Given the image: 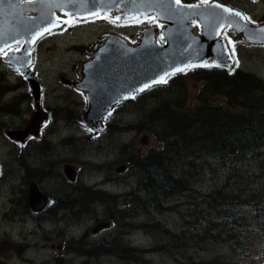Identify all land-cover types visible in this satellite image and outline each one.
Listing matches in <instances>:
<instances>
[{
  "label": "trees",
  "instance_id": "16d2710c",
  "mask_svg": "<svg viewBox=\"0 0 264 264\" xmlns=\"http://www.w3.org/2000/svg\"><path fill=\"white\" fill-rule=\"evenodd\" d=\"M234 69L231 74L224 67L190 69L171 76L167 84L154 85L137 95L134 99L137 107L147 96L162 101L148 113V121L135 125L137 128L112 127L114 131L127 127L147 131L153 138L154 143L144 151L132 148L127 151L126 171L130 169L133 173L137 187L123 193L121 200L120 195L92 189L81 181L59 197L55 206L76 209L78 219L88 214L98 220H111L119 227V233L101 242L91 241L86 233L72 235L64 241L66 252L85 258L117 255L145 264L150 262L146 257L157 252L168 255L177 264H209L187 254L189 246L200 243H222L236 260L250 258L255 243H261L264 253V80L243 68ZM188 80L195 84L194 92H189ZM7 91L15 94L0 109L17 112L19 102L28 96L21 75L15 76L11 83L0 71V94ZM189 95L192 105H186ZM215 95H222L224 101L213 100ZM49 112L53 115L50 109ZM48 143L45 140L44 146ZM185 167L188 173L183 172ZM204 171L218 177L217 182L205 189L196 185L197 177ZM249 172L252 183L246 185L244 180ZM30 173L36 177L39 170L32 168ZM191 197L202 201L203 206L190 205L184 209L178 203ZM168 200L174 205H167ZM101 205L104 216L99 217L97 207ZM169 210L181 222L180 230L171 229L151 216L152 211ZM136 216H142L143 220L134 221ZM136 228L161 234V239L151 246H131L123 236ZM118 237L122 240L115 241ZM11 246L2 241L0 252L4 254ZM64 263V254L60 253L55 264Z\"/></svg>",
  "mask_w": 264,
  "mask_h": 264
},
{
  "label": "rangeland",
  "instance_id": "374dc122",
  "mask_svg": "<svg viewBox=\"0 0 264 264\" xmlns=\"http://www.w3.org/2000/svg\"><path fill=\"white\" fill-rule=\"evenodd\" d=\"M217 1L236 10L247 9L251 19H254L256 23L264 22V0ZM70 24V27L66 24L63 28L52 31V34H47L33 47V69L39 75L43 90V107L50 117L48 125L42 131L43 135L41 133L28 140L20 149L4 134L6 128H19L24 124L25 117L32 107L29 94L26 99L19 102L17 112L0 109V243L6 240L13 245L4 254L0 252L2 259L0 264H55L56 256L60 253L64 254V264H145L142 261L135 262L123 257L122 259L117 255L85 258L66 252L63 248L64 241H68L72 235L79 236L86 233L91 241L101 242L115 237L119 227L111 225L93 232V226L105 219L98 220L95 216L88 214H82L78 219L75 216L76 209L73 211L59 209L55 213H44L40 217L41 224H38L33 217L34 214L27 207L30 181L36 182L42 193L56 196L57 199L71 189L70 181L63 174V165L66 163L71 164L77 173L76 180L70 183L77 184L84 181L92 187L95 183L98 184L104 180L102 188L109 193L120 195V199L124 200L122 194L136 188L138 183L132 176L133 173L129 172L130 169L118 171L117 168L122 164L127 168L128 150L132 148L144 151L154 143L147 131H137L131 127L137 128L135 125L140 121H148L150 118L148 113L155 110V106H159L162 101L156 102L154 98L147 96L143 104L138 107L131 103L120 104L107 119L105 127L94 133L78 121V117L82 115L86 106L82 91L60 80L63 77L69 81L78 78L76 68L79 66V61L88 57L84 48L99 40L103 32L116 33L135 42L138 30L145 23L116 24L107 19L93 18L79 22L73 20ZM227 36L235 42V56L239 60V67L264 80V43H246L231 30ZM0 71L4 73L6 80L13 82L15 76L20 75L2 59L1 55ZM186 84L189 92H194L195 84L190 80ZM25 89L27 91V86ZM172 90L163 92L165 93L163 95ZM173 93L176 94V91L173 90ZM14 94L9 91L1 93L0 107L9 102ZM166 98L169 99V97ZM213 100L223 102L224 98L222 95H215ZM164 103H167L166 99ZM192 104L193 100L189 95L186 105ZM49 109L53 113L52 116ZM126 125L132 126L127 127L125 131L116 132L112 128L113 126L121 128ZM96 134H99L97 140L92 139L91 135ZM45 140L49 142L47 147L44 146ZM32 168L39 170L36 177L30 173ZM188 170L185 167L183 172L188 173ZM251 176L249 172L244 180L246 185L252 183ZM106 180L109 182H105ZM217 181V176L204 171L197 177L196 185L205 189ZM139 195L142 197L143 194ZM174 203L168 200L166 204L173 206ZM178 203L184 209L190 205L203 206L202 201L193 197L181 199ZM97 208L100 210L99 217L104 216L103 206ZM151 216L171 229L180 230L181 228V222L171 210L162 213L152 211ZM141 220H143L142 216L134 218V221ZM122 225L123 223H120V226ZM160 235L137 229L124 240L131 246L145 247L160 240ZM118 240L122 238L118 237L115 241ZM260 244H254L255 250L252 256L245 260H236L222 243H200L195 247L191 245L187 254L194 257L196 261L209 264H264L263 247ZM18 245L24 248L19 247L18 250ZM146 258L150 260L149 264H177L168 255L158 252ZM225 260L231 261L221 263Z\"/></svg>",
  "mask_w": 264,
  "mask_h": 264
},
{
  "label": "water",
  "instance_id": "95a60500",
  "mask_svg": "<svg viewBox=\"0 0 264 264\" xmlns=\"http://www.w3.org/2000/svg\"><path fill=\"white\" fill-rule=\"evenodd\" d=\"M51 2L61 6L49 7L47 3L29 4L26 0L20 5H16L15 0H12L11 6L7 2L0 5V49L6 42L12 48L17 46L20 48V51L10 52L7 56L0 53L3 60L22 73L32 106L21 127H8L4 130L5 136L15 142L20 149L29 138L38 135L49 122L48 112L43 107L42 84L39 75L31 67L32 48L36 42L34 44L25 42L38 27L46 26L48 20L54 18L52 13L59 16L60 21L59 26L52 28L51 31L69 24L70 18L94 17L90 16V13L97 10L100 11V15L106 13L111 17L122 16L125 12L130 16L142 12L144 15L139 17L155 16L163 26L139 29L135 42H129L116 33L103 32L99 40L84 48L88 57L79 61V66L76 68L78 78L72 81L64 77L60 79L64 84H70L82 91L86 106L78 121L95 133L105 127L106 119L115 106L131 99V95L140 93H133L134 89L158 79L166 71H173L185 63L202 64L204 60L209 62L215 60L228 71L233 68L234 59L230 58L231 54L224 37L216 35L215 30L208 26L212 22V13L226 17L221 22L227 23L230 20L236 28L246 24L244 31L230 28L240 40L264 42V34L257 31L260 27H264V22L251 24L240 20L239 17H227L222 8L213 7L215 4H221L217 1L208 2L207 5L201 4V7L195 10L184 8L182 12L173 11L171 19L167 18L165 5L175 10L174 0L171 2L170 0H135V3L133 0H73L72 3H68L67 0H51ZM194 4L196 3L181 2V5ZM193 11L199 14L188 15V18L184 19L185 14ZM42 13L48 19L42 20ZM201 15L206 18L207 24L201 19ZM222 30L220 29V32ZM157 32L164 35L163 42L158 40ZM13 38L20 39L22 43L20 45L13 43ZM220 45H223V50ZM26 51L28 55H25ZM197 51L200 57L196 55ZM125 97L129 98L125 99ZM117 169L123 171L124 166L121 165ZM63 173L68 180L75 181L77 173L71 164H64ZM27 202L28 208L33 213H38L52 205L54 199L42 193L35 182H31L28 186ZM108 224V221H101L92 231L107 227Z\"/></svg>",
  "mask_w": 264,
  "mask_h": 264
},
{
  "label": "snow or ice",
  "instance_id": "6c2138e0",
  "mask_svg": "<svg viewBox=\"0 0 264 264\" xmlns=\"http://www.w3.org/2000/svg\"><path fill=\"white\" fill-rule=\"evenodd\" d=\"M8 3L9 6L12 5V0H0V5H3L5 3ZM24 0H15V4L16 5H20L21 3H23ZM27 3L29 4H32V3H38V4H45L47 3L49 7H60L61 5L60 4H54L51 2V0H26ZM68 3H72L73 0H67ZM171 2V0H170ZM133 3H135V0H133ZM174 3L176 5V8L175 10H173L171 7H169L168 5H165V11L168 13V17L169 19H171L172 15H173V11L175 12H182L184 8H189V9H197V8H200L201 5L199 4H194V5H181V0H174ZM201 3L203 5H207L208 4V0H201ZM151 6V5H149ZM213 7L215 8H222L223 9V13L227 14V17H239L240 20L242 21H246V22H250V23H255L254 21H251V18L247 15H244L242 12L240 11H234L232 8H228V7H224L223 5L221 4H215ZM199 13H196V12H191V13H187L184 15V19H187L188 18V15H197ZM52 19L48 20V23L46 26L44 27H38L36 29V31L34 33L31 34V38L29 40H27L25 43L27 44H34L36 42V40L38 38H41L43 37L45 34H52V31L51 29L52 28H55V27H58V22L60 21V17L59 16H55L54 13L51 14ZM67 15V13H66ZM140 15H144V13L142 12H136L134 15H129L128 12H125L122 16H116V17H111L109 15H107L105 13V15L103 16L104 19H108L109 22L111 23H117L118 21H121V20H125V21H134L135 23H143L144 21L143 20H140L138 17ZM73 16L75 17V14H73ZM90 16H94V17H99L100 16V11L97 10V11H94V12H91L90 13ZM41 19H48L47 16L45 14L42 13L41 15ZM147 19V22L152 24V23H156V19L155 18H148L146 17ZM201 19H204L206 24H207V20L206 18L201 15ZM226 17H222L220 16L218 13H212V22L211 24H209V28L210 29H214L215 32H216V35H221V32H220V29H224V33L223 35L227 37V29H235V30H239V31H244L247 27V25H241L239 28H236V26L229 20L227 23H223L221 21L225 20ZM64 23H67V21H63ZM74 22H79L78 20H75L74 19ZM161 27H163L161 25ZM259 33H262L264 34V27H260L258 30H257ZM161 42L164 41V35L161 34ZM13 43L17 44V45H20L22 42L20 39H17V38H13ZM228 43L232 45V55L230 58H234L235 57V42H233L230 38H228ZM221 48V50H223V45H220L219 46ZM20 51V48L19 47H16V48H12L11 45L9 43H5L4 44V47L2 49H0V52H2L5 56L9 55L10 52H18ZM25 55H28L27 51L25 52ZM196 55L198 57H200V53L197 51ZM13 59H16L15 57H13ZM235 62V65L236 67H239V60L236 59L234 60ZM221 64L217 63L215 60H213L212 62H209L207 60H204V62L202 64H194V63H185L182 67H176L173 71H166L164 72V74L162 76H160L158 79H153L150 83H145L143 85V87H140L138 89H134L133 90V93L135 92H143L145 91L146 89H149L151 88L154 84H167L168 83V79L175 75L176 73L178 72H186L187 70H190L191 68H195V67H220ZM230 71V74L231 72H234L235 69L234 68H230L229 69ZM129 97H125V99H127ZM132 99H135V94L131 95ZM109 115H111V113H109ZM89 131H91V129H89Z\"/></svg>",
  "mask_w": 264,
  "mask_h": 264
},
{
  "label": "flooded vegetation",
  "instance_id": "af4514ba",
  "mask_svg": "<svg viewBox=\"0 0 264 264\" xmlns=\"http://www.w3.org/2000/svg\"><path fill=\"white\" fill-rule=\"evenodd\" d=\"M186 1H192V0H186ZM195 1V0H194ZM98 18H100V19H103V17H98ZM120 23H122V22H117L116 24H120ZM127 103H129V102H127ZM134 103V100H131V104H133ZM119 107H117L116 108V110L118 109ZM110 131V130H109ZM42 135H43V133H42ZM99 136V134L97 135H91V138L92 139H95V140H97V137ZM125 169H126V167H125ZM111 177H113V176H111ZM110 177V178H111ZM65 179V178H64ZM108 179H109V177H108ZM66 180V179H65ZM106 181H109V180H106ZM30 182H32V181H30ZM29 182V183H30ZM103 182H104V180H103ZM103 182H101V183H99V184H95V185H93L92 186V189H103V190H106V189H104V188H102V187H100V185L103 183ZM69 184H70V186L72 185H75V184H72V183H70L69 182ZM78 184V183H77ZM72 188V187H71ZM107 191V190H106ZM53 199H54V204L52 205V206H50V207H47L46 209H44L42 212H40V213H38V214H34L33 215V217L35 218V220L38 222V224H41V220L42 219H40V217H41V215L42 214H44V213H47V212H49V211H52V210H55V209H57L55 206L57 205V202H58V200H57V197L56 196H51ZM27 204H28V202H27ZM57 210H59V209H57ZM109 221V227L111 226V225H113V222L111 221V220H108ZM114 226V225H113ZM134 231H137V229L136 230H134ZM118 233H119V231H117Z\"/></svg>",
  "mask_w": 264,
  "mask_h": 264
}]
</instances>
